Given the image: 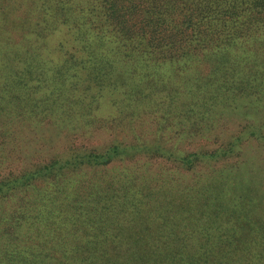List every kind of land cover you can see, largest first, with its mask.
Segmentation results:
<instances>
[{"label": "trees", "instance_id": "obj_1", "mask_svg": "<svg viewBox=\"0 0 264 264\" xmlns=\"http://www.w3.org/2000/svg\"><path fill=\"white\" fill-rule=\"evenodd\" d=\"M0 1V264H264V0Z\"/></svg>", "mask_w": 264, "mask_h": 264}, {"label": "rangeland", "instance_id": "obj_2", "mask_svg": "<svg viewBox=\"0 0 264 264\" xmlns=\"http://www.w3.org/2000/svg\"><path fill=\"white\" fill-rule=\"evenodd\" d=\"M4 2V0H2ZM1 2V1H0ZM244 48H256L255 46H251V47H244ZM243 47H237V48H232L230 49L231 52V59L230 61L235 62L238 59L237 55L242 51V49H244ZM262 49L261 51H264V47H261ZM264 54V53H263ZM261 60V61H260ZM259 61L261 62V66L264 67V55L261 57ZM218 59H213V56H211L208 60L205 61H194L190 64L192 71L194 70L195 74H191L188 79L193 80V79H197L199 80V83L201 82H206V81H212V80H218L224 71H226V68H232V65L230 63L226 64L225 69L221 72H215V68L212 67V63L217 62ZM199 63V64H198ZM164 78H166V76H163L161 79L164 80ZM27 82V80H26ZM25 84V81H24ZM100 85V83L98 81H96L93 85V89L98 88V86ZM22 88L25 87V85H21ZM84 92H82V94L80 95V98L83 97ZM94 94V93H92ZM88 95V97H84V98H89L92 96ZM27 96V95H26ZM26 98V97H25ZM94 106H106L103 110H106L107 108H110L109 105V101L107 100H103L100 101L99 98L96 99V101H94L92 103ZM226 126H228V128H232L235 129L237 127V124L235 126H231V123L228 122L226 124ZM231 129V130H232ZM229 132L228 131H223V136L227 135ZM210 137L206 138V139H202V143L205 144V147H207L208 149L211 148L212 146H216L219 142H211V140L209 139ZM209 139V140H208ZM225 139V138H223ZM191 140V138L185 139L182 142H187ZM261 144V143H258ZM256 143V141H246V142H242L241 143V149L243 151V157L246 161H250L251 163H253L251 165V167L249 169L245 168L242 169V174L246 175V172H248V174H253L254 176H256L257 178H264V145H258ZM189 146H195L194 144H188L186 146L181 147L182 149H188ZM140 157L145 158V154H141ZM147 163V162H146ZM259 163L260 167H257L256 164ZM254 166V168L252 167ZM250 170V171H248ZM263 189V190H262ZM259 190L264 191V188H259ZM150 238H154V236H149ZM154 239L150 240V243L154 242ZM157 242V241H156ZM134 244L132 243H125V244H120L117 245L115 247H113L112 249H108V251H114L116 253H128L131 252L134 248H133ZM152 251V250H151ZM157 255H162L161 252H157Z\"/></svg>", "mask_w": 264, "mask_h": 264}]
</instances>
